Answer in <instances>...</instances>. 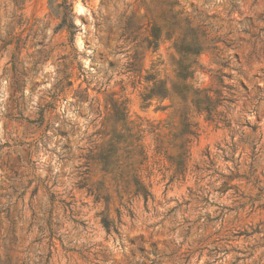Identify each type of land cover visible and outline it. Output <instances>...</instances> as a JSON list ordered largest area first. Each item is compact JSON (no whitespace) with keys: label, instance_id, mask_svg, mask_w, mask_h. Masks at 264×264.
<instances>
[{"label":"rangeland","instance_id":"rangeland-1","mask_svg":"<svg viewBox=\"0 0 264 264\" xmlns=\"http://www.w3.org/2000/svg\"><path fill=\"white\" fill-rule=\"evenodd\" d=\"M0 264H264V0H0Z\"/></svg>","mask_w":264,"mask_h":264},{"label":"trees","instance_id":"trees-1","mask_svg":"<svg viewBox=\"0 0 264 264\" xmlns=\"http://www.w3.org/2000/svg\"><path fill=\"white\" fill-rule=\"evenodd\" d=\"M54 0H51L53 2ZM67 2V0H64ZM203 44L198 42V39L196 38H190L184 37L181 45L178 47V52L180 54V58L176 60V66H177V77L179 78L178 82H175L173 84V90L175 92H180L184 90H189L191 87L183 83L186 80H188L190 77H193L195 70H193L194 64L197 63V60H193V55H199L203 50ZM160 84H165L163 81L160 82ZM156 88L153 89L150 94V96L154 95H160L156 91ZM169 93V90L166 89V95ZM198 101L202 103L205 106V110L209 111L211 113V108H208L209 105L212 104V97L209 95H204L203 98H198Z\"/></svg>","mask_w":264,"mask_h":264}]
</instances>
